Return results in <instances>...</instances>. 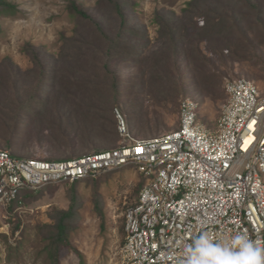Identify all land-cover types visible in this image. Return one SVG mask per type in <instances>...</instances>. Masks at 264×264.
I'll return each instance as SVG.
<instances>
[{"label": "rangeland", "instance_id": "1", "mask_svg": "<svg viewBox=\"0 0 264 264\" xmlns=\"http://www.w3.org/2000/svg\"><path fill=\"white\" fill-rule=\"evenodd\" d=\"M4 1L10 4L0 12V86L11 85L5 88L6 96L14 97L12 91L22 87L21 93L28 96L26 104H31V81L41 80L58 81L61 93H71L65 89L66 83L75 80L73 75L80 74L77 80L82 83L77 85L76 96L89 98L79 103L83 108L81 117L75 118L71 126L63 121L61 129L89 132L87 135L39 134L53 132L58 120L52 118L53 122L43 123L35 115L19 122L24 126L13 135V129L0 118V148L18 155L58 159L125 143L127 138L119 132V136L112 137L113 141L94 139L98 133L118 131L116 118L98 117L112 102V73L107 70L120 73L119 111L132 137L137 139L155 138L176 130L181 104L186 98L199 102L201 122L213 127L227 102L224 86L229 79L251 80L264 95V0H255L263 10L259 17L239 9L241 6H228L224 0H121L128 17V31L122 38L129 46L128 53L120 48L111 56L92 50L81 55L79 50L64 47L67 38L80 32L86 35L85 39L93 36L92 29H86L88 21L70 13L67 0ZM76 1L111 36H118L120 17L114 13L111 2ZM205 8L233 13L237 25L229 22L230 27L224 33L210 36L202 22L196 28L187 24L205 12ZM163 19L178 27L176 48L170 47L161 36ZM185 28L187 32L182 33ZM127 60H131L129 64ZM105 62L109 63L108 67ZM42 68L50 70L51 75L40 73ZM84 78L94 79L89 88H81L89 84H83ZM170 87L176 88V97L167 94ZM97 102L101 112L86 109ZM143 184V176L135 166L129 165L95 179L48 185L32 192L34 197L14 210L0 207V264H54L52 240L47 237L45 226L55 223L51 212L73 207V192L77 195V205L68 229V243L59 250L61 264H127L125 211L136 200Z\"/></svg>", "mask_w": 264, "mask_h": 264}, {"label": "built area", "instance_id": "2", "mask_svg": "<svg viewBox=\"0 0 264 264\" xmlns=\"http://www.w3.org/2000/svg\"><path fill=\"white\" fill-rule=\"evenodd\" d=\"M213 127L199 102L183 100L176 130L64 160L17 157L0 148V207L22 191L75 183L136 167L144 184L125 211L127 264H264V95L246 78L227 80ZM142 149V152H137Z\"/></svg>", "mask_w": 264, "mask_h": 264}, {"label": "trees", "instance_id": "3", "mask_svg": "<svg viewBox=\"0 0 264 264\" xmlns=\"http://www.w3.org/2000/svg\"><path fill=\"white\" fill-rule=\"evenodd\" d=\"M69 3V9L71 10V14L73 16H80V18L84 19L85 21H88L89 24H87V28L92 29L93 36L89 37L90 39H85V36L83 35L82 32L78 33L74 37H70L66 39V43L64 45L65 48L67 49H73V50H79L81 55L85 54V52L88 51V53L92 51H102L105 56H111L114 54H117V51L120 48L124 49V53H128V44H126L122 38L128 31V17L125 13L124 9V3L121 0H107L112 3L114 13L120 17V28L121 31L118 32V36H111L110 33H108L102 23L94 19L86 10H84L80 5L77 3L76 0H67ZM196 1V0H193ZM198 1V0H197ZM210 1V0H205ZM227 2L228 6L232 5V7L237 8V6H241L239 9L243 8L246 9L247 11L254 12L256 16L262 15V7L255 1V0H224ZM192 6V3L189 4ZM10 7V4H8L7 1L0 0V12L3 11L4 9H8ZM185 12H188V10H185ZM190 13V12H189ZM196 14H194L192 17H195ZM191 17V18H192ZM232 19V20H231ZM199 21V22H198ZM233 21V22H232ZM202 22L203 28L209 33L210 36L213 35H220L224 33L228 28L230 27L229 22L234 23L237 25V17L233 13H226L225 11L223 12H216V10L212 8H205V12L199 14L197 17H195L193 20L190 19V21L187 23L190 26H193L194 28L197 27V24ZM84 23V22H83ZM161 36L166 39L170 47L176 48L178 43H175V36L178 33V27H176L174 24L166 21V19H163L161 21ZM181 30V29H180ZM187 28L182 30V33H186ZM185 38V37H184ZM121 46V47H120ZM29 49H33V46H29ZM72 50V51H73ZM124 57L121 59L120 62H123ZM131 60H127L126 64L130 63ZM41 63V60L40 62ZM107 67L109 66L108 62H105ZM53 71V70H52ZM107 73H112V85H111V93H112V99H111V106H108V109L102 114L100 113L98 117L103 120L104 118L107 117L108 120L112 119H117L116 114H115V109H120V94L122 93L120 90V73L118 70H115L114 72H110L112 70H107ZM13 73V72H12ZM11 73V74H12ZM40 73H44L46 75L47 73L51 75L50 70H47L45 68L41 69ZM56 71H53V74L56 75ZM10 74V75H11ZM75 76L74 81H67V83H72L71 87L65 88L68 91H71L72 96L70 95L71 93H60L59 96L56 95V99H54L53 106L56 109V111H48L46 110V113L44 112L43 109H41V112L38 114H35L34 110H27L30 113L33 114H26L24 110L18 109L21 107L22 103H26L27 97H24V95L21 93L19 88H15L17 90L12 91V94H14V97L8 98L6 96L7 89L8 87H11V85H3L0 86V118L2 120H5L8 127L13 129L14 134L16 135L19 132L20 126H24L22 123H19L21 121H26L29 118H31L34 115H39L43 116L44 118H40L38 116V119L42 121L43 119H46V116L58 119L61 121V123H64L63 121H66V124L72 125L74 124V119L81 117V111L83 108L82 106L79 105V103L83 102L85 99L89 98H84L82 96L78 97L76 96L78 87L77 85H80L82 83V80H77V77H80L81 75H73ZM72 76V77H73ZM94 79L91 78L90 81L83 79V84L84 82H88V85H82L81 88H89V86L92 84L91 81ZM38 81V80H36ZM41 81H48V80H41ZM14 82L17 84V81H9ZM33 82V81H31ZM52 82H58V81H52ZM122 82V79H121ZM209 85V84H208ZM30 85H26L25 87H29ZM211 86V85H209ZM35 90V89H34ZM62 91V90H59ZM81 91V90H80ZM85 91H83L84 93ZM10 94V93H9ZM11 94V95H12ZM167 94L172 97L177 96V90L176 88L170 87L167 90ZM179 95V94H178ZM13 96V95H12ZM91 97V96H89ZM24 98V99H23ZM94 99V97H92ZM98 106V108H97ZM18 109V110H16ZM69 109V110H67ZM88 109L90 112L93 110L95 112H101L100 111V103H95L91 104L88 106ZM110 117V118H108ZM60 118V119H59ZM65 119V120H64ZM91 119V115H90ZM132 119L135 121L134 116L132 115ZM92 121V119L90 120ZM115 126L112 128L113 131H115ZM107 132V131H106ZM118 131L116 130L115 132H111L109 134H101L98 133L99 135L95 136L94 139L100 140V139H110L112 140V137H116L118 135ZM119 136V135H118ZM7 143V141H6ZM7 149V148H6ZM109 149V148H106ZM96 150L97 151H101ZM14 156L17 157H24L21 155H18L11 151ZM93 153V152H92ZM76 154V153H75ZM90 154V153H88ZM86 154H80V155H72L66 156V157H60L58 159H51L48 158V160H64V159H71L74 157H81ZM77 183V182H75ZM34 191L27 190V191H22L21 198L15 200L12 205L10 206L11 209H15L16 207H19L21 205L26 204L31 198L34 197ZM75 195L73 196L74 198V204L73 207L69 210H56L54 212L50 213V216L52 219L55 220V223L53 225L48 224L46 225V234L47 237L51 238V250H52V256H53V261L54 264H61V254L59 252L60 248L64 246L65 243H68V229L70 228V222L72 221L75 213V206L77 205V195L75 192H73Z\"/></svg>", "mask_w": 264, "mask_h": 264}, {"label": "flooded vegetation", "instance_id": "4", "mask_svg": "<svg viewBox=\"0 0 264 264\" xmlns=\"http://www.w3.org/2000/svg\"><path fill=\"white\" fill-rule=\"evenodd\" d=\"M33 84V90H32V96L33 98H31V104L29 103H25L20 105L21 107H19L18 109L20 110H24L26 111V114H33L30 113L27 110H34L35 114H38L41 112V109L44 110V112L46 113V110L48 111H56V109L53 106V102L54 99H56V95L58 93H61L58 90L57 87V82H52V81H40V82H31ZM30 83V84H31ZM72 83H66L65 88H69L71 87ZM35 89V90H34ZM16 109V110H18ZM36 119H38V116L35 115ZM34 117V118H35ZM42 119V118H41ZM55 119V118H53ZM52 119V117L46 116V120L43 119L41 122H53L54 120ZM58 120V119H55ZM58 126H56V128L54 129L53 132H37L39 134H47L50 136H81V135H87V132H63L62 126L64 125V123H61L60 120H58ZM71 126V125H69ZM42 129V128H41ZM91 134V133H90Z\"/></svg>", "mask_w": 264, "mask_h": 264}, {"label": "snow or ice", "instance_id": "5", "mask_svg": "<svg viewBox=\"0 0 264 264\" xmlns=\"http://www.w3.org/2000/svg\"><path fill=\"white\" fill-rule=\"evenodd\" d=\"M143 150L142 149H137V152H142Z\"/></svg>", "mask_w": 264, "mask_h": 264}, {"label": "clouds", "instance_id": "6", "mask_svg": "<svg viewBox=\"0 0 264 264\" xmlns=\"http://www.w3.org/2000/svg\"><path fill=\"white\" fill-rule=\"evenodd\" d=\"M117 110V109H116ZM116 110H115V113H116ZM119 110V109H118Z\"/></svg>", "mask_w": 264, "mask_h": 264}]
</instances>
